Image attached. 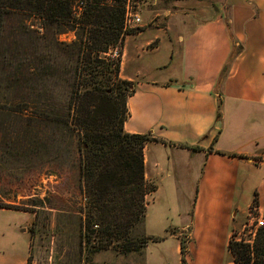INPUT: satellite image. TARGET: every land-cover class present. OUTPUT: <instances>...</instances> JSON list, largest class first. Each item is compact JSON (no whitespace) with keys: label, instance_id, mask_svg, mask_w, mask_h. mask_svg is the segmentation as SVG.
Listing matches in <instances>:
<instances>
[{"label":"trees","instance_id":"obj_1","mask_svg":"<svg viewBox=\"0 0 264 264\" xmlns=\"http://www.w3.org/2000/svg\"><path fill=\"white\" fill-rule=\"evenodd\" d=\"M136 30L125 26V0H0V125L19 121L28 155L73 172L83 205L61 214L80 252L136 254L145 264L148 196L157 185L145 177L144 147L159 139L124 129L135 86L120 77L121 56L111 55ZM67 32L70 41L60 38ZM26 77L31 94L14 100ZM229 247L235 264H264V226L253 245ZM185 252L181 244L182 264Z\"/></svg>","mask_w":264,"mask_h":264},{"label":"crops","instance_id":"obj_2","mask_svg":"<svg viewBox=\"0 0 264 264\" xmlns=\"http://www.w3.org/2000/svg\"><path fill=\"white\" fill-rule=\"evenodd\" d=\"M224 4L229 30L225 22L198 23L190 35L182 36L186 52L180 53L177 69L168 63L171 39L164 35L166 28L154 33L159 41L150 49V38L131 44L132 34L127 35L121 76L137 83L128 98L130 116L125 130L150 131L160 140L145 147L146 176L186 179L184 185L189 182L197 193L200 186L211 185L217 195H231L224 215L218 204L211 203L210 216L202 217L203 209L196 202L192 215L181 207V215L188 214L187 219L182 216L181 220L145 225L146 233L164 237L158 242L176 241L180 251V235L191 226L188 238L194 241L195 253L202 236L209 242L215 235L223 237L215 250L220 258L216 260L232 264L228 243L237 215L247 213L255 193L264 210V0H224ZM168 13L171 11L154 16ZM190 49L194 50L193 59L188 56ZM132 52L137 58L144 54L148 58L128 74L125 67ZM170 227H175V232L169 231ZM148 254L149 249L146 264H166V255L161 253L151 263ZM194 255L188 259L190 264ZM3 259L0 256L2 264Z\"/></svg>","mask_w":264,"mask_h":264},{"label":"rangeland","instance_id":"obj_3","mask_svg":"<svg viewBox=\"0 0 264 264\" xmlns=\"http://www.w3.org/2000/svg\"><path fill=\"white\" fill-rule=\"evenodd\" d=\"M139 1L137 10L142 16L144 25L131 33L129 41L131 44L134 41L145 43L150 38L152 40L148 46L150 49L159 41V38L153 36L154 33L159 32L160 27L166 28L167 32L164 35L171 39V57L168 63L172 69L177 67L180 53L184 55L186 52L182 36L190 35L198 23L225 22L226 28L229 30L228 10L224 0ZM166 10L171 13L166 16L162 14L158 17L154 16L155 13H163ZM139 31L143 32L137 34L136 32ZM60 38L70 41L74 38V33H64L60 35ZM220 43L221 41H219V45ZM124 45L121 49L113 48L111 50L113 57L121 56V65ZM193 52V49L189 50L188 56L191 59L195 57ZM145 57L147 54H144L142 58H137L132 52V56L127 59L125 71L131 74L140 62L146 60ZM125 58H127L126 55ZM121 70L120 68V77L127 79L121 76ZM130 81L133 82L136 91V79ZM31 84V77H26L18 82L14 90V100H20L31 94ZM129 116L128 109L126 120ZM23 131L24 127L15 119L9 128L6 126V130H3L0 125V256L4 258L5 263L3 264H144L142 258L136 254L123 255L114 250L93 253L79 251L76 239L69 234L71 225L65 218H62L61 214L63 211H78L83 205V195L75 187L74 174L68 170L55 172L50 164L43 167L38 156H34L32 153L28 155L26 153L28 145L23 140ZM148 132L153 135L150 131L144 133ZM145 177L150 184L157 185L156 190L148 196L147 227L158 225L167 219L181 220L182 216L187 219L188 214L182 213L181 215V207L185 206L189 215H192L196 202V206L200 203L203 209L202 217L205 216L208 219L213 204L215 206L218 204L219 212L223 214L226 211L228 197L231 196L230 194L217 195L212 192L211 185H209L210 187L200 186V191L197 193L195 186L190 189L189 182L184 185L186 179L147 177L146 168ZM178 189L183 192L178 193ZM252 204L259 205L258 195L257 202L252 201ZM200 219L201 217H199ZM247 222V213L237 215L236 225L228 243L232 264H235V255L229 247L232 241L248 243L247 240H251V244L254 243L255 237L246 226ZM175 230V227L169 228V231L175 232ZM190 232L191 226L180 235V246L183 244L185 247L187 264H190L188 259H191L195 253L192 249L194 241L188 238ZM147 235L150 240L145 249V256L149 249L148 258L151 263L155 259L158 260L162 253L167 257L166 264H182L181 250L177 251L176 241L158 242L164 237ZM222 238L215 235L214 241L209 242L205 241V237L202 236L201 241L195 247L193 264H218L217 260L220 258L215 250L221 246ZM253 259L252 256L251 261ZM239 260L241 264L244 261L242 258Z\"/></svg>","mask_w":264,"mask_h":264},{"label":"built area","instance_id":"obj_4","mask_svg":"<svg viewBox=\"0 0 264 264\" xmlns=\"http://www.w3.org/2000/svg\"><path fill=\"white\" fill-rule=\"evenodd\" d=\"M139 0H125V26L128 28H140L143 26L142 16L137 10ZM247 224L252 236H256V231L259 227L264 226V210L260 209L259 205L251 204L247 211ZM240 240V239H239ZM252 243L251 240H247Z\"/></svg>","mask_w":264,"mask_h":264}]
</instances>
